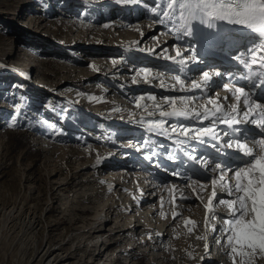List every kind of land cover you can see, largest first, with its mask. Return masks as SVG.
I'll list each match as a JSON object with an SVG mask.
<instances>
[{"label":"rangeland","instance_id":"obj_1","mask_svg":"<svg viewBox=\"0 0 264 264\" xmlns=\"http://www.w3.org/2000/svg\"><path fill=\"white\" fill-rule=\"evenodd\" d=\"M22 13L25 14L23 18L17 20ZM138 13L144 15L139 21L138 17L135 18ZM115 22H126V25L130 23L128 28L132 29L119 30ZM137 23H146L149 28L154 24L161 25V28L147 37L146 47L152 48L159 44L163 46L161 41L166 36H171L170 29L176 32L181 30V33L183 29L180 23L173 24L167 20L163 24L158 23L156 16L142 5L124 3L123 0H0V63L6 70L0 71V264H36L38 258H35L34 263L32 259L43 240L51 239L52 246L59 248L64 241L68 243L72 235L79 236L80 232H88L87 221L99 218V213L102 210L105 212L114 197L116 200L121 194L114 191L115 183L106 182L110 177L109 173L106 175L107 171L94 175L88 169L91 162L107 157L116 146L123 152V142L133 140L132 138L141 139L139 148L145 147L142 141H149L151 151L155 152L153 140L145 139L146 134H127L130 130L121 128L120 131L127 135L120 134L121 137H114L115 141L110 143L107 133L115 126L114 123H125L126 120L148 127L147 121L159 119V115L157 113L149 117L142 108L136 106V98L153 94L159 89V79H163L166 85L160 90L167 93L173 90L172 85H176L177 89L180 87L175 80L177 75L185 79L177 69L171 71L173 79L168 80L170 73L162 70L159 72L162 76L153 79L158 74L155 72L156 68L145 62L135 61L138 54H144L135 46L149 30L146 25L144 29H135ZM106 25L111 27L105 29ZM108 37L117 43L110 42ZM131 40L139 42L127 44ZM109 45L120 47L121 51L106 49ZM175 46L182 50L191 49V52L183 54L184 58H190L194 54L197 56L191 44L174 45L168 48L167 53L162 49L156 55L161 57L163 52L166 54L162 59L174 57ZM197 60L199 64V56ZM145 67L152 71V75L148 77L150 82H145L143 74L137 75ZM14 69L19 73H30V80L20 79L18 75L10 73ZM201 69L204 70L205 67ZM202 70L197 71L200 74ZM86 76L90 80H86ZM163 96V93L157 95V102ZM75 103L76 111L72 110L73 118L68 126L65 113L68 106ZM140 103L151 105L153 101L142 100ZM177 106H180L179 101ZM53 112L57 115L54 116ZM128 135L133 137L129 138ZM105 139L109 140V144L104 142ZM119 139L121 141L117 143ZM169 143L174 144L171 141ZM64 146L65 149H62ZM73 149L83 155L85 151H90L92 155L88 159H76L72 156ZM175 150L178 152V149ZM121 156L119 152L117 158ZM137 163L133 162L130 170L133 175L139 173L135 170L139 166ZM164 165L166 174L162 173L164 171L151 170L163 177L172 175L174 170L170 169V165ZM82 169L86 170L84 175L80 173ZM78 174L82 177L79 178ZM118 175L121 183L130 188V183L123 181L124 175ZM170 178L174 179L172 176ZM84 180L89 182H83ZM69 182V187L59 189ZM109 190L112 191L111 194ZM84 194L90 196L88 201L83 200ZM164 195L166 197L162 205L164 204L165 216L160 215L159 211L153 214V224L156 223L158 229H152L144 235L150 239L148 245H139L144 238L140 235L141 232L135 240L123 237L120 242H114L121 238L112 234L116 232L115 227L131 222L134 224L132 216L138 210L135 209L134 214L131 213L127 218H118L116 214L106 231L95 236L102 237L99 238L98 248H93V255L71 250L81 240L66 245L60 251L61 254L75 251V258L70 259V264H185L189 262L186 260L188 253L194 256L197 254L198 258L204 245V240L197 238L202 235V225L192 233L189 232L190 227L186 226L184 215L176 219L172 217L171 194L164 192ZM194 196L198 202L202 200L198 198V194ZM202 201L204 205L205 200ZM159 202L160 197L154 201L155 211ZM76 209H89V212L82 213L75 211ZM153 209H145L144 216L149 217V212H154ZM73 213L75 215L72 216ZM135 215H139V210ZM33 217L43 218V223L36 231L33 230ZM71 217L81 218L82 221L71 226L70 222L75 220ZM207 218L209 227L217 229L221 220L226 217L216 215L214 220L212 217ZM77 227L80 231L75 232ZM161 227L162 233H165L163 239L159 238L160 235L162 237L159 231ZM221 235L220 229L213 233L214 252L221 254L225 251L217 264H232L227 249L222 246ZM94 243L96 241L88 242L87 247ZM133 246L135 248L132 249ZM212 248H207L206 252H210L203 254L201 264L210 260ZM102 249L103 255L97 256L95 252ZM114 257L119 261L113 260ZM256 264H264V259L257 260Z\"/></svg>","mask_w":264,"mask_h":264},{"label":"snow or ice","instance_id":"obj_2","mask_svg":"<svg viewBox=\"0 0 264 264\" xmlns=\"http://www.w3.org/2000/svg\"><path fill=\"white\" fill-rule=\"evenodd\" d=\"M123 2L142 5L150 14L156 16L158 23L163 24L167 20L169 23L182 24L183 36L193 35L194 22L208 29H219L224 32L225 41L243 33V38L251 43H245L242 51L237 48L231 59L245 67L249 62L264 67V0H150V3L148 0H123ZM223 25L231 27L225 30ZM229 33L233 35L230 36ZM245 56L248 57L247 60ZM176 57H183V52L179 48L176 56L166 58L176 60ZM191 59L198 62L195 56ZM141 74L145 82H150L148 79L152 75L150 68L140 69L137 75ZM220 75L218 71L210 74L204 70L201 73V80L193 79L187 88L185 81L177 75L175 80L180 87L177 89L176 85H172V89L181 92L198 89L203 93L214 83L212 77ZM160 76L162 73H158L153 79H159ZM230 78L235 79L234 76ZM241 79L248 81L251 77L243 76ZM256 81L252 83L251 88L247 85L234 86L231 91L237 103L228 105L227 109L219 103L221 98L216 92H213L212 96H207L206 103H200L198 107H190L197 102L195 95L179 97L166 95L157 102L155 95L145 94L135 101L136 106L142 108L149 117L157 113L160 117L148 120L147 130L169 140L175 137L174 142L180 146L179 151L185 157L180 161L181 165H191L188 168L191 175L187 172L182 173L181 169L174 170L172 174L177 176L183 174L185 181H192L189 187L198 184L201 190H206L208 184H211L212 191L204 208L212 214L213 220L216 219L214 200L217 206L222 204L229 210L227 218L221 220L220 231L222 246L227 249L232 264H256L257 260L264 259V95L254 97L252 93V89H260L261 93H264V73L257 74ZM159 86L162 89L166 87L163 79H159ZM220 87L227 89V85ZM241 98L245 105L242 112L238 107ZM228 99L223 97L224 101ZM142 100L153 101V104L142 105L140 103ZM204 121L208 123L204 124ZM219 125L224 127L218 130ZM142 145L148 147L149 141H142ZM197 146L213 149L214 155L208 152L198 153ZM153 155L155 153L150 149L146 158L151 160ZM167 158L173 162L179 160L172 151L167 153ZM210 160L217 162L209 166ZM213 173L215 175H212ZM192 176L198 179L193 181ZM200 180L205 182L200 183ZM217 187L226 193L227 199L217 198ZM195 190L193 188V191ZM180 198L186 199L182 195ZM175 199L176 197H173V203ZM179 215L178 212H174L173 219ZM185 224L195 226V221L185 220ZM204 226L206 230L209 227L207 216ZM212 230L217 229L212 227ZM191 231L190 228L189 232ZM207 247L205 245L206 250Z\"/></svg>","mask_w":264,"mask_h":264},{"label":"bare ground","instance_id":"obj_3","mask_svg":"<svg viewBox=\"0 0 264 264\" xmlns=\"http://www.w3.org/2000/svg\"><path fill=\"white\" fill-rule=\"evenodd\" d=\"M140 14L141 13H138L135 17V18L138 17L137 21L141 20L142 17L144 16V15L141 16ZM23 15H25V14L22 13L20 16H18L17 20H21L23 18ZM44 22H45V20L42 23H44ZM124 23H126V22H124ZM124 23L121 22L118 24V22H117L116 23V24H118L117 29L125 30L126 28H128V25H130V23H127V25ZM145 25H146V23H141V24L137 23V25L134 26V28L141 30V29H144ZM146 26L149 29L148 32H145L144 36H142L140 38V43L136 44V46H135V48H139L140 51H141V49H143L144 51H142V52L144 54H140V55L138 54L136 57V60H135L136 62H139V61L145 62L146 65L156 68L155 72H158V73L161 70H162V72L166 71L167 73H170L169 77L167 78L168 80L173 79L171 71L177 69L185 77V79H184L185 84H186L185 88H187L190 85V82L192 81V79L198 78L196 80L200 81L201 80V73L204 70L209 71L210 74L213 71H218V66L220 64L217 61H213V62L208 63V65L205 66V69L202 70L201 69L202 67H200V63L197 64V62H193L191 57L190 58H184V55H183V57H176V60H171V59H167V58L162 59L161 57H165L164 54H166L168 52V48H170L174 45L187 46L191 41L194 40L195 37L197 38L201 34V32L203 33V35L206 38L205 41L208 42L211 37L215 36L216 33L219 34V32H220L219 29H208L206 26L195 24V22H194L193 35L183 36L182 33L179 32L181 30L176 32V31H172L170 29L169 32H170L171 36H166L161 41V42H163V46H161L162 44H159V46L152 48L149 46L146 47L148 44L147 43L148 39H149V38L147 39V37H149L154 31H157V29L161 28V25L154 24L151 28H149L148 25H146ZM110 27H111V25H106L105 29L110 28ZM223 27L225 28L226 25H223ZM128 29H132V28L129 27ZM243 36H244V34L241 33V36H239V38H243ZM108 39L112 43H117L116 41L114 42L113 39L110 37H108ZM135 41L139 42V40H135ZM135 41L131 40L127 44L132 45ZM245 43H246V41L244 39V44ZM109 46L110 47L107 46L106 49H109L113 52L121 51L120 47H115V46L113 47L112 45H109ZM177 48H179V47H176L175 55H176ZM180 48H179V50L182 51L183 54H186L189 51L191 52V49H189V48L185 49V50H182V48L181 49ZM149 49H152L154 51L150 52V51H148ZM162 49H166V53L162 52L161 57L157 56L156 55L157 52L161 51ZM105 53H108V52H105ZM196 53H197V51H196ZM96 54H102V53H96ZM194 56L197 57L199 55L197 54V56H196L194 54ZM185 59H187V60L189 59V60L185 61ZM176 61H181V62L177 63ZM199 62H201V61H199ZM1 66L2 65L0 63V71L5 72L6 70H4ZM197 70H202V72L199 74V71H197ZM175 71H173V73ZM11 72L15 75H18L20 77V79L30 80V76H31L30 73H19L15 69L12 71L10 70V73ZM84 78H88V77L86 76ZM218 78H219V76L218 77L213 76L212 80L214 81V83L211 84L210 88L205 89L203 93L200 92V90H198V89H194L192 92H188V91L181 92V91L171 90L170 93H167L164 90H160L161 87L159 86V89L157 88V90L154 91L153 95L157 96L160 93H163L164 96L167 95V96H175V97L195 95L197 97V102L195 105H190V107H193V106L198 107L200 103H206V99L204 97L212 95L213 92H217L219 97L221 98L219 103L223 104L225 106V109H227L228 105L236 104L237 102L233 101L234 103H230V97H232V94L228 97L227 96L228 94H226V92H224L223 94L225 96H223L222 93H220V91H218V90L222 89V87H220L221 83L218 82ZM86 80H90V79L88 78ZM165 82L167 83V81H165ZM148 92H150V91H148ZM226 96L229 99L227 101H224L223 97H226ZM213 98H215V97H213ZM238 107H239V110L241 112L244 111L245 105H244L243 101L240 100ZM124 122L125 123H123V122H120V123L124 129L130 130L127 132V134L134 133L135 135H138V136L147 134L146 136L150 135L149 136L150 140L151 139L152 140L153 139L154 140H156V139L166 140V141L161 142L163 147H157V145H155V147L159 151L161 149H163L164 151H168V149L173 151L175 149L180 148V146L174 142L175 137H173V139L170 140L172 143H174V144H171V143L167 142L169 140L167 137L159 136V135H155L153 133H150L147 130L148 127H143L139 124L138 125L132 124L131 120H126ZM207 123H208V121H204V124H207ZM221 126L222 125L218 126V130ZM123 133L124 132H121V133H119V135L120 134L121 135H127V134H125V133L123 134ZM128 136H129V138L133 137L132 135H128ZM132 139L133 140L126 141V142H130V143L128 146H124L125 149H123V152H122V150H120L116 146L115 148H112V150H110V153L107 157L93 161L87 166L88 169H91V171L94 172V175L98 174L99 172L107 171L106 175L109 173V176H110L109 179L111 180V183H113V184L115 183L114 191L116 193L120 192L121 193L120 196H118V198L116 200L114 197V200L112 201L109 208L105 212L102 210L99 213V215L101 214L99 216V218H97V219L94 218V219H90L89 221H87L88 222L87 228H89L87 233L86 232H80L79 236L78 235H72L70 237V239L68 240V243H65V241H64L61 244V247H59V248H54L52 246L51 239H48L46 241L43 240L42 243L40 244V247L37 249L36 254L34 255V257L32 259V263H34L36 261L35 258L37 257L38 261H36V264H70L69 263L70 259L74 260V258H75V255H76L75 251L76 252H80V251L82 252L83 251L86 255H93V252H94L93 248H98L99 238L102 237V236H100V237H95V236L98 234H102L106 231L107 226L112 222V219H113V217H115L116 214H117L118 218H121V217L127 218L131 213L134 214L135 209L139 210V215H135L138 212V210H137L134 214L135 216L134 215L132 216V219H134V221H133L134 224L131 222V223L125 224L123 226L115 227L116 232L115 233L113 232L112 234H116V236L119 235V237H121V238L116 239L114 241L115 243L120 242L123 237H125V239L126 238H132L135 240V238L139 232H141L140 233L141 236L142 235L144 236V235H147L149 233V231H151L152 229L157 230L158 227L156 226V223L153 224L155 217L153 218L152 216H153V214L155 215L157 213V211H159L160 215H162L163 217L165 216L164 204L162 205L163 200L166 197L165 195L163 196L164 192L166 194H168V193L171 194V202H172L173 197H176L175 203L172 202V205H173L172 217H173L174 212H178L180 214L179 216L184 215L186 217V220L195 221V226H193L192 224H187L192 229V231L195 230L196 227H199L200 225H202V227H203L202 235H200V236L206 237V239H203L204 245H202L203 246V249L201 251L202 253L201 254H199L200 252L198 253L199 254L198 258H197V254L194 256L193 254L189 255V253H188V255L186 256L187 257L186 260H188L189 262L186 261L187 263H185V264H201L202 263L203 254L206 252L205 245H207L208 246L207 248H209L210 250H211V247H213L212 242H213L214 231L212 230V227H208L207 230L205 229L204 225H205L206 216L211 218L212 214L208 213L206 211L203 203H201V201L198 202L197 197H195L194 195L198 194V196H199L198 198L205 200V204H206L208 201V198L211 194V191H212L211 184L210 183L208 184V187L206 190H201L200 187L198 186V184H193L192 187L186 186L187 184L189 185L190 183H192V181H185L183 174L179 175V176L173 175V174L170 175V176L174 177V179L170 178L169 175H168V177L167 176L163 177V176L159 175L158 173L151 170V169H154V168H152V165H153V167H156L155 170L164 171L162 173L166 174V170H165L166 168L164 167L165 165L163 164L162 166H159L157 163H153L154 160H152L149 163L150 166L142 165V163L140 162V159H138L135 155L136 154L135 153L136 148L140 145L139 140H141V139L140 138H138V139L132 138ZM148 140H149V138H148ZM104 142H106V140ZM106 143L109 144V142H106ZM164 144H167V145H164ZM62 149H65V146ZM75 150L76 149H73V151H72L73 155L72 156L75 157L76 159H79L82 157H86L88 159V158H90V155H92V152L90 153V151H89V153L87 151H85V155H83L81 153L79 154L78 150L77 151H75ZM209 150H208V148L205 149V148L200 146L201 152H203V153L208 152V153H211L214 155V150L211 148H209ZM107 152H109V151H107ZM119 152L122 154L121 158H117V155ZM135 161L139 162V164H138L139 166H137L135 169V170L139 171V173L133 175L130 173V170H132L133 162H135ZM215 162H216L215 160H210L209 166H211V164L215 163ZM190 167H191V165H181V164L179 165L177 163L173 164V166L170 165V169H173V170L181 169L182 173L187 172L188 175H191V173L188 172V168H190ZM137 168H140V169H137ZM85 171H86L85 169H82L80 173H83V175H84ZM118 174L124 175L123 181L129 182L130 184L129 183L128 184L130 185V188H126V186L123 183H121V179H120V177H118L119 176ZM212 175H215V174L213 173ZM230 175H231V173H230ZM78 176H79V178L82 177V175H79V174H78ZM197 179H198V177L192 176L193 181H195ZM83 182H89V180L88 181L84 180ZM200 183H202V182H200ZM70 185H71V183L69 182L67 184L61 185L59 187V189H66ZM193 188H195L196 190L193 191ZM154 190L157 192H155ZM153 191H154V193H153ZM148 192H150V194ZM180 192H182V194ZM111 193H112V191L109 190V194H111ZM186 193H187V195H186ZM107 194H108V192H107ZM181 195L183 197H186V199H181L180 198ZM216 196H217V198H221V197H223L225 199L228 198L226 193H224L219 187L216 188ZM122 197H124L123 200H122ZM158 197H160V202H159L160 204L155 211L153 209L154 208L153 204H154V201ZM82 198H84L83 199L84 201H88L90 196H88L87 194H84L82 196ZM193 204H196V206H193ZM213 208L215 210L216 215H219L220 217H226L227 218L229 210L226 208L225 205L221 204V205L217 206L216 201L214 200L213 201ZM145 209H151V210L153 209L154 212L150 211L149 212L150 216L145 217L143 214V212L146 211ZM75 211L85 213V212H89V209H82V210L76 209ZM103 212H104V215H103ZM151 213H152V215H151ZM71 215L73 216V215H75V213H73ZM74 217L73 218L71 217L72 219H75L74 221H71V222H70V218L67 219L68 223L70 222L71 226L76 225L77 222H80V220H81V218L76 219ZM42 219H43L42 217L31 218V220L35 226V228H33L34 231L38 230V228L41 226V224L43 223ZM169 227L171 228V225ZM221 227H222V224L220 223L218 225L216 231H219V229H221ZM76 231H80V228L77 227L75 229V232ZM159 231L162 234V237L160 235L159 238L163 239L164 238L163 236H165V233H162L163 228L161 227ZM165 232H167V230ZM216 233H218V232H216ZM220 238H222V235L220 236ZM142 239H143V241L139 245H141V244L148 245L149 244L150 239H148L145 236ZM75 241H80V243H79V245L76 244L77 246H75V247H73V246L71 247V250H75L74 252H70V253L65 254V255L61 254L60 251L64 250L66 248L65 247L66 245L74 244ZM91 241H92V243L96 241V243L87 247V243L91 242ZM102 245H100L99 247H102ZM136 245H138V244L136 243ZM133 248H135V247L133 246L132 249ZM210 250H208L207 252H210ZM207 252H206V255H207ZM103 253H104L103 249L99 250L98 253L95 252V254H98L97 256H100V257L103 255ZM224 255H225V251L221 252V254H219V253L216 255L210 254V256H209L210 260L208 259V261H204V264H217L221 261V259ZM188 257H190V258L188 259ZM113 260L119 261V259L116 257H114ZM190 262H193V263H190ZM71 264H76V263H71Z\"/></svg>","mask_w":264,"mask_h":264}]
</instances>
